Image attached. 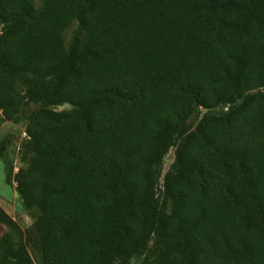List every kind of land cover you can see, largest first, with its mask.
<instances>
[{"label":"trees","instance_id":"obj_1","mask_svg":"<svg viewBox=\"0 0 264 264\" xmlns=\"http://www.w3.org/2000/svg\"><path fill=\"white\" fill-rule=\"evenodd\" d=\"M0 27L34 219L0 206L5 264H264V0H0Z\"/></svg>","mask_w":264,"mask_h":264},{"label":"rangeland","instance_id":"obj_2","mask_svg":"<svg viewBox=\"0 0 264 264\" xmlns=\"http://www.w3.org/2000/svg\"><path fill=\"white\" fill-rule=\"evenodd\" d=\"M1 30V27H0ZM70 31L66 33L68 37ZM69 109V106H63L58 110ZM26 115V113H24ZM25 120L9 122L3 120L0 112V206L7 216L16 223L18 229L22 233V238L28 243V237L32 235L33 217L23 210L18 194L15 191V185L6 184L5 165L11 164L16 172L23 164L20 162L21 144L27 136L25 134ZM174 148L171 149L164 159L162 178L169 170L174 159ZM161 178V180H162ZM160 180V185H161ZM9 231L5 226L0 227V264H5L7 260V248L9 244ZM28 251L32 257L34 264H39L32 247L28 245ZM132 264H137L136 261Z\"/></svg>","mask_w":264,"mask_h":264}]
</instances>
